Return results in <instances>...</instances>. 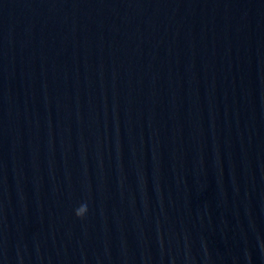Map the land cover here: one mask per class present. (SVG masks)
<instances>
[{"label":"water","instance_id":"1","mask_svg":"<svg viewBox=\"0 0 264 264\" xmlns=\"http://www.w3.org/2000/svg\"><path fill=\"white\" fill-rule=\"evenodd\" d=\"M0 264H264V0H0Z\"/></svg>","mask_w":264,"mask_h":264},{"label":"clouds","instance_id":"2","mask_svg":"<svg viewBox=\"0 0 264 264\" xmlns=\"http://www.w3.org/2000/svg\"><path fill=\"white\" fill-rule=\"evenodd\" d=\"M76 215L78 217H84L86 215V213L88 212V204L85 202V203H82L76 210Z\"/></svg>","mask_w":264,"mask_h":264}]
</instances>
